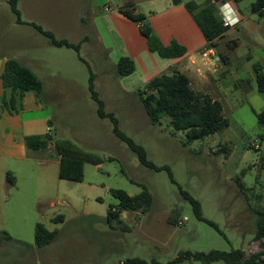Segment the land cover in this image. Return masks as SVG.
Wrapping results in <instances>:
<instances>
[{
  "label": "rangeland",
  "instance_id": "rangeland-1",
  "mask_svg": "<svg viewBox=\"0 0 264 264\" xmlns=\"http://www.w3.org/2000/svg\"><path fill=\"white\" fill-rule=\"evenodd\" d=\"M186 1L18 0L22 20L41 25L57 39L80 42L76 51L51 44L30 24L17 23L7 0H0V59L18 60L43 83L40 110H0V154L27 150L24 158L0 155V264H117L129 257L167 263L184 250L241 248L247 255L261 250L264 238H253L252 208H264V126L256 116L264 108V93L257 88L254 70L257 64L264 75V13L252 11L255 0H225L241 18L220 37L215 51V56L224 53L227 62L199 66L209 71L218 63L208 72L215 79L206 89L222 103L227 128L186 141L185 131L174 130L166 116L151 124L138 96L150 78L167 73L173 58L141 50L145 38L134 22L117 18L119 7L133 3L149 19L150 12L184 7ZM135 50L134 71L116 75L118 59ZM91 73L105 111L114 113L118 127L160 169L141 164L113 134L110 120L97 115L88 90ZM29 134H49L52 142L44 149L27 148L21 139ZM65 139L97 160L84 162L79 181L58 176L54 142ZM222 143L228 153L216 152ZM143 186L152 195L150 209L122 210L125 227L109 226L108 207L118 206L111 189L135 195ZM180 189L200 202L202 216L217 229L195 217ZM174 214L177 222L170 223ZM58 215L62 220L54 219ZM37 223L56 230L54 239L40 248L34 243Z\"/></svg>",
  "mask_w": 264,
  "mask_h": 264
},
{
  "label": "trees",
  "instance_id": "trees-1",
  "mask_svg": "<svg viewBox=\"0 0 264 264\" xmlns=\"http://www.w3.org/2000/svg\"><path fill=\"white\" fill-rule=\"evenodd\" d=\"M224 1L204 0L202 3H197L193 0H188L184 2V7L201 31L207 48L215 47V40L220 38L229 28L222 25L216 5V2ZM7 2L11 11L16 15L17 23L32 25L38 32L45 35L53 45L70 47L76 51L79 50L80 42L73 43L67 39H57L51 31L44 29L41 25L22 20L18 9V0H7ZM172 2L176 4L181 2V0H172ZM263 7L264 0H255L251 9L262 13L261 9ZM118 11L137 25L139 33L145 38L148 50L155 52L161 58H175L185 54V46L175 40H172L169 44H164L148 21V16L136 10L133 3L120 6ZM220 59L223 62H227V57L222 54ZM134 69V61L128 56H121L115 65V72L118 76L128 75ZM254 70L257 88L264 93V75L260 73L257 64L254 65ZM93 77L94 75L91 73L88 90L90 97L96 102L97 115L110 120L113 134L127 144L130 150L137 155L141 164L155 170L160 169L147 159L144 148L140 144L135 143L132 138L118 127V120L114 113L105 111L104 101L94 88ZM0 84L2 88L9 90L10 98L5 103V105L9 106V111L21 109L20 99L26 92L31 91L39 99L43 91L42 81L29 67L14 58L4 61L0 71ZM138 96L151 124L158 123L162 117L166 116L174 130L185 131L186 141L202 139L229 126V119L223 114L222 103L208 93L193 90L190 86L189 78L178 70H173L168 74L163 73L153 76L145 83L142 89L138 90ZM256 116L257 122L264 126V108L256 112ZM51 142L49 134H29L24 136V143L27 148L34 150L44 149ZM54 145L59 154L58 176L60 178L79 181L83 178L84 162L88 160L97 161L96 158L80 150L70 140H56ZM216 152L228 153L229 147L222 143ZM261 167L264 169L263 159ZM169 175L171 177L170 170ZM6 179L9 183H12V177H10L9 173L6 174ZM111 194L118 200L117 207L109 206L107 210L106 221L111 227H115V224L125 227L120 217L122 210L144 213L150 209L152 204V195L145 186L135 195H129L123 189H111ZM180 194L184 200L189 202L197 219L205 221L217 229V225L213 221L202 216L200 202L194 196L183 189H180ZM257 198L261 200L262 195L257 196ZM252 212L255 215L253 238L261 240L264 238V208L258 206L257 208H252ZM54 219L62 220V216L58 215ZM168 220L170 223H176L177 216L175 214L170 215ZM55 235L56 230H49L42 223H37L34 230V243L39 248L44 247L54 239ZM3 237L10 239V236L5 233ZM185 260H198L203 264H210L214 261H222L223 264H264V244H261V250L248 255L241 248L229 251L210 249L206 252L184 250L180 251L167 263H161L155 259L147 262L139 257H129L124 262H118L117 264H177Z\"/></svg>",
  "mask_w": 264,
  "mask_h": 264
},
{
  "label": "crops",
  "instance_id": "crops-1",
  "mask_svg": "<svg viewBox=\"0 0 264 264\" xmlns=\"http://www.w3.org/2000/svg\"><path fill=\"white\" fill-rule=\"evenodd\" d=\"M204 1V0H203ZM201 3V2H200ZM152 11V10H150ZM117 18L120 20H124L125 22H132L125 18L119 11L117 12ZM151 26L153 27L154 31L157 33L159 38L164 44H169L172 40H175L179 42L180 44L184 45L186 48L185 54H183L180 57H175L172 59V64L168 65V69H176L182 73H184L189 78L190 86L193 88V90L203 93L210 94L213 98L215 96L206 89L207 85L209 86L210 83L213 82L215 79L214 77L211 78V75H208V72H214L217 68L213 66H217L218 63L214 64L211 68V70H202L199 66H206L203 65L204 58L201 56V52L204 49H207V45L205 42V39L199 30L198 26L192 19L191 15L188 13V11L185 9V7H182V5H176L171 7L169 10L160 12L158 14L157 12L153 14V12H150L149 19ZM194 22V23H193ZM137 27V25H136ZM138 30V28H137ZM145 40V39H144ZM141 39L140 43V49L144 50L148 56H153L150 53H147L146 50L147 44L146 41ZM216 46L212 47L213 51L215 52L218 50V47L220 45V42L222 41L221 38H218L215 40ZM145 48V49H143ZM147 48V49H146ZM138 55L136 53V50L133 52L128 53V57L133 59L135 61V57ZM221 52L217 53L216 56H214V60H220ZM222 55L225 56L224 53ZM227 57V56H226ZM7 58H1L0 59V71L2 69L3 63ZM222 63H225L222 61ZM208 66V65H207ZM171 67V68H170ZM200 70V72L198 71ZM213 76V75H212ZM10 98V93L8 89L2 88L0 84V110L4 114H23L24 112H31V111H38L42 108L41 104L39 103V99L31 92H26L23 97L20 99L21 109L17 111H9L8 105L5 103L8 102V99ZM216 99V98H215ZM18 103V102H17ZM16 103V105H17ZM21 139V145H23L24 141V135ZM22 151L25 153L27 150H25V147L22 148ZM21 153V155H13V154H0L1 156H16L20 158H24V153Z\"/></svg>",
  "mask_w": 264,
  "mask_h": 264
},
{
  "label": "built area",
  "instance_id": "built-area-1",
  "mask_svg": "<svg viewBox=\"0 0 264 264\" xmlns=\"http://www.w3.org/2000/svg\"><path fill=\"white\" fill-rule=\"evenodd\" d=\"M216 5L218 15L223 26L230 27L237 25L240 22L241 18L237 9L233 7L229 2H216ZM261 11L264 13V7L261 9ZM200 54L204 58L203 65L209 66L214 63L215 52L212 48L204 49ZM198 71L200 72V70ZM253 146L255 148H258L257 143H254Z\"/></svg>",
  "mask_w": 264,
  "mask_h": 264
}]
</instances>
